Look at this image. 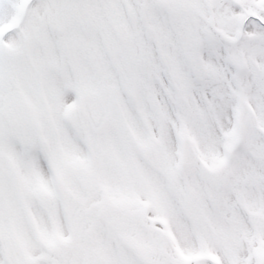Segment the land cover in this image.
I'll return each mask as SVG.
<instances>
[{
    "label": "rangeland",
    "instance_id": "374dc122",
    "mask_svg": "<svg viewBox=\"0 0 264 264\" xmlns=\"http://www.w3.org/2000/svg\"><path fill=\"white\" fill-rule=\"evenodd\" d=\"M126 1L130 4L132 18L136 17L141 12V6H139L141 0H112L111 2L102 0L100 12L101 25H104L103 31L111 28L114 21L112 19L116 18L108 12V7L111 5L118 6L121 15H124L126 10L120 5ZM181 1L183 2L181 7H184L180 9L181 11L184 9L187 11L192 5L201 7L203 17L208 22V27L212 29V32L203 37L196 49V54L195 52L181 53V48L184 47L183 43L179 46H166L169 44L168 41L171 42V27L177 25L173 24L172 21L180 17V12H174L173 15L168 13L156 15L154 19L150 18L146 22L144 21L143 28L139 32L142 35H136L132 41L135 48L132 44L130 47L126 46L127 51L134 52L131 53V56H123L119 59L127 60L130 65L138 62L136 68L139 72L134 74V68L127 69L125 72L119 71L118 61H115V69L111 67L112 74L119 75L127 89L124 88L118 95L116 108H119L121 114L117 113L112 117L108 130H118V126H120L118 133L113 136V140H117L121 136V130L124 126L131 127L134 135L131 153L134 157L140 156L139 145L150 139H155L158 142L161 159L165 162L177 160L179 135L186 133L190 136L200 155V163L191 168H176L175 172L179 173L177 178L180 185L178 193L174 192L173 196L178 197L180 209L188 211L186 203L182 201L183 186L185 184L195 185L200 193L197 202L203 212L200 215L195 209L196 215L190 217L193 221L189 222L187 218L183 217L179 220L180 223L173 222L176 226L173 227L174 231L180 235V244L177 245L175 240L176 245L162 244V252L154 259V262L155 264H188L191 259L192 264H224V238H228L229 241H226V245H230V242L239 243L241 237L249 236L254 229L255 235L260 238L259 240L262 237V233L257 228L264 222V210H262L264 208V184L260 186L254 174L259 172L264 175V161L260 160L264 157V0H209V10L204 4V0ZM12 2V0L5 1L3 4L2 18L5 21L10 18L12 13ZM246 13H252V16L258 17V19L251 17L243 22L242 17ZM118 19H123V17ZM150 23L155 25L154 30L150 29ZM216 28L221 29V33L216 31ZM111 30L113 29L111 28ZM103 31L101 34L103 38H106L107 33ZM187 37L186 34L183 35L184 39H188ZM138 44L140 45L138 46ZM117 45L125 49L120 41H117ZM9 46L11 49L9 60L14 61L12 58L14 50L11 45ZM31 54L35 57L37 51L33 50ZM115 60L118 58L115 57ZM150 63L155 66V69H160L157 68V64L164 65V71L160 70L158 74L150 71L146 77L144 68ZM208 66L212 68H208ZM204 69H211L212 72L208 71L205 74ZM172 73H175L176 77L179 78L183 76V80L179 81L182 88H177V81L166 90L161 87V91L156 92L154 89L151 97L158 103L159 97L162 98L163 96L168 97L173 103L176 97L180 99L185 96L188 99L192 91L193 79H196L198 81L197 88L203 91L202 98L208 107L206 114L188 113L193 112L192 109L176 108L175 105L172 109L173 114H167L164 108L161 112L152 110L147 112L144 109L146 97L149 96V89L145 87L147 81L154 77H158L161 81L163 75H172ZM166 82L172 83L169 78ZM239 95L246 98L252 106V117L243 133L239 132L235 119ZM108 130L103 136L108 133L109 140L111 132ZM123 150L122 142H119L112 151L118 156L124 155ZM227 157L230 158V163L234 167L233 176L225 188L223 185L217 192L210 186L212 173L209 167L219 161H224ZM247 166L249 167L246 170ZM243 175L245 181L242 188L236 192L229 206L230 201H227L226 193L235 188L233 180ZM206 179L207 185H204ZM7 192L11 194L13 187L10 190L7 189ZM211 192L215 194L211 196ZM242 195H245V198H242ZM224 204L228 206L233 216V218L228 216L230 225L226 229H224ZM238 207L243 208L251 222L257 223L262 217L259 227H251L248 223H244L235 211ZM40 212H42L40 214L41 219L44 220L45 213ZM231 221L234 223L233 225ZM201 225L209 229L206 232L208 238L201 234ZM186 227L187 229L192 228L197 233L198 240H195L187 231L181 230L182 228L186 230ZM115 228L118 227L107 226V230H114ZM170 228L171 226L169 230L172 232ZM73 230L74 240L79 232L76 231V228ZM112 236L117 237L116 246L118 250H128L131 253L128 256L129 259L134 260V264H142L134 258V253L139 252L136 247L128 249L117 233L113 232ZM144 245L148 246L149 249L151 247V244L145 243L141 246ZM156 246L159 248V245ZM59 248L60 245L53 249L52 253L60 254ZM69 248L68 252L74 251L76 245ZM252 249L250 248L249 251L252 252ZM194 250L199 253L191 254V251ZM207 251H209V255ZM200 253H206V256L198 258ZM74 257L78 258L77 264H83L87 261L81 259L78 254ZM185 257H189V260H186ZM61 262V259L56 260V264Z\"/></svg>",
    "mask_w": 264,
    "mask_h": 264
}]
</instances>
